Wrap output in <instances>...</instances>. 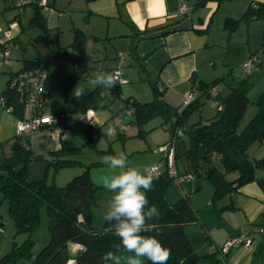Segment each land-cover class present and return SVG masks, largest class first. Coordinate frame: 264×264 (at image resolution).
Returning a JSON list of instances; mask_svg holds the SVG:
<instances>
[{"label":"rangeland","instance_id":"374dc122","mask_svg":"<svg viewBox=\"0 0 264 264\" xmlns=\"http://www.w3.org/2000/svg\"><path fill=\"white\" fill-rule=\"evenodd\" d=\"M30 1L31 3L25 5L20 13L19 9L15 7H8L2 12V3L0 1L1 25L6 26L10 20H16L19 25L16 33L18 41L15 43L17 46L12 43L6 56H3V51L0 50V91L6 85L9 72L20 69L25 59H34L39 55L45 56L49 50L70 52L76 30L84 34L81 50L86 56L90 51L100 53L98 55L105 53L113 55L120 52L124 57L128 58L127 41H125V36L120 34L123 32L124 25L119 18L112 16L113 10H117L115 9L116 6L113 5L115 0H45L48 7L46 9L43 7L39 8L40 22L33 21L35 3H33L34 0ZM238 1L223 0V5H234ZM206 11L207 9H204V12ZM219 13L212 20L215 26L218 25ZM249 22L250 25L247 28L246 21L240 20L230 31L233 36L232 46L234 50H220V54H228L226 57L228 65H226L224 70L228 74L223 75L224 77L228 76L226 81L235 83L245 79L247 84L246 93L250 102L239 123V130L257 112L256 100L261 91H264V18L259 17ZM248 46H250L251 50H243ZM212 52L216 57L218 71H220L223 65L221 58L218 57V50H212ZM245 53H254L250 56L260 62L259 67L253 66L250 73H247L243 68L244 62L250 57L245 58ZM45 61L48 68L46 87L50 98L46 113L55 111L63 114L67 124L65 138L63 140L56 138L47 128L39 129L29 136L28 147L30 151L22 158V162L27 165L28 178L30 180L45 179L47 183L58 186L65 185L72 177L88 169L91 181L95 185L101 186L97 202L92 206V225L95 229L100 230L103 228L105 221L103 215L108 210L113 195V193L103 187L101 182L102 176L108 174V169L102 163V158L105 155L123 152L128 156V164L131 167L141 170L145 167L150 169L156 163L161 162L163 163L161 169H163L165 167L163 153L155 151V149L160 145H166L171 138V133L165 128L164 119L160 115L153 116L139 125L130 113L123 115V122L129 123L126 131L119 130L112 134L107 133L108 130L115 129L119 125L118 112L124 106L123 98L128 95L126 91L130 90V86H127L125 90H121L122 83L120 85L121 88H119V95H114V93L110 92L107 95H103L102 101L104 105L94 108L96 127H86L80 123L83 111L76 108L78 100L74 97L73 91L76 86H79L84 88L86 93L90 92L99 86L94 81L100 76L110 74V72L90 68L84 73L85 76L81 75L74 79H69L75 66L67 56L53 53L48 55ZM147 82L146 79L143 83L144 85L140 86H145L148 93L145 98H142V101L149 100L152 97L151 94L149 96V85ZM102 87L109 88L106 86ZM221 87L224 90L226 84L222 83ZM222 89L220 90L221 92H223ZM122 91L123 95L121 94ZM200 103V107L189 117L188 124H191L195 119L200 121L201 118L207 119L216 114V110L209 102L207 96H204ZM201 108H203L202 112ZM10 114L17 121V116ZM94 134L98 137L93 138ZM186 144L187 141L184 137L178 141L175 139L174 161L180 173H185L183 151ZM61 147H64L63 149L65 150L59 153L58 157L66 159L68 164L55 167L54 160L56 156L51 151ZM176 151L179 153L177 162L175 159ZM248 152L252 157L264 156V144L257 142L252 144ZM11 154L10 141L8 139L0 140V164H3L5 159ZM197 166L201 173L206 171L207 165L202 161L198 162ZM228 177L231 179L235 177V174H230ZM184 195L189 196L190 204L198 216L197 223L186 226L188 231H193L190 232V242L192 248L199 255L197 264H209L206 254L213 250L219 251L217 246L222 245L225 241L219 245L213 244L208 237V228L209 233L216 229L218 230V225L221 224L219 213L226 199L224 200L222 199L223 197L218 196L214 197L211 180L198 173H193L191 178H187L180 185L172 182L165 192V197L170 202L176 201ZM0 221L1 256L11 249L12 241L21 243L26 238V233L15 232L13 219L8 212V202L5 199H1V194ZM48 225L49 217L45 211V206H42L39 211V225L33 234L35 240L33 255L47 243L49 239ZM244 233L245 231H241L229 238L242 236ZM247 237L250 238L248 234ZM261 240H264V238H261ZM252 243L251 241L249 246ZM212 247L215 248L212 249ZM241 247L246 246L242 245ZM260 248L256 252L254 262L264 259V245L262 247L260 245ZM120 255L132 254L121 251ZM29 262L30 259L22 257L16 263L8 264H29ZM143 264H147L146 258L143 259ZM261 264H264V261Z\"/></svg>","mask_w":264,"mask_h":264},{"label":"trees","instance_id":"16d2710c","mask_svg":"<svg viewBox=\"0 0 264 264\" xmlns=\"http://www.w3.org/2000/svg\"><path fill=\"white\" fill-rule=\"evenodd\" d=\"M205 1L197 0L195 5L200 6ZM33 3H35L33 21L40 22V6L36 0ZM253 16L264 18V3H249L240 18L227 17L224 26L232 30L241 19ZM83 35L79 30L75 31L72 48L81 50ZM17 41L15 36L13 42ZM132 52L133 48H130L129 53ZM53 53L69 56V52L66 51L49 50L45 56L25 59L20 69L9 72L6 85L0 91V96L5 98V105L0 106L1 108L16 115L17 119L21 117L22 101L19 91L17 86L10 84L23 71L40 69L47 73L45 59ZM81 75L85 76L74 69L69 79ZM220 80L218 78L209 83L199 84L198 88L203 95L208 96L209 89ZM245 81V79L238 81L224 95L217 94L218 106H214L216 114L206 121L188 124L189 116L201 105L199 97L188 105L172 107L163 100L162 89L159 90L157 84L151 81L153 94L151 100L139 101L131 96L124 97V106L118 113H130L139 125L153 116H162L165 128L171 133L169 141L186 138L187 144L183 151L186 163L191 168V173L201 174L211 180L214 197H223L252 181L257 182L264 191V156L252 157L248 152L252 144L256 142L264 144V91H261L256 100L257 112L239 130V123L250 102ZM119 88V82L109 88L99 85L78 100L76 108L85 111L87 108L101 107L104 105L103 95L109 92L119 95ZM103 92L107 93L102 94ZM56 113L63 116L61 112ZM29 136H20L15 132L8 138L12 154L0 164L1 199L8 202V212L13 219L15 232L26 233V238L21 243L12 241L11 249L0 256V264L16 263L22 257L30 259L29 264H68L71 258L74 259L72 264H102L101 257L109 251H114L113 246L119 243V239L114 234L113 225L108 221H104L100 230L92 225V206L97 202L101 186L91 181L88 169L72 177L63 186L47 183L45 179L30 180L27 165L22 162V158L30 151ZM63 148L51 151L56 156L55 167L68 164L66 159L58 157L59 153L65 150ZM175 153L177 162L179 153L178 151ZM200 161L207 165L204 173H201L197 166ZM157 164H160V167L155 175L159 178L146 195L149 205H156L160 216L149 222L152 227L144 234L156 237L171 250L168 264H197L199 255L192 248L186 233V226L198 222L197 213L192 208L188 195L173 202L166 199L165 192L172 183V178L168 174L165 161L163 169H161L163 163L158 162L155 165ZM260 171L262 173H259ZM230 174H235V177L230 179L228 177ZM42 206H45L49 217V239L33 255L32 249L35 243L33 234L39 225V211ZM261 216H264V211L258 218ZM69 243L81 244L83 248L78 253L72 254ZM206 258L209 264H230L226 253L220 254L217 250L207 253ZM147 264H150V261L147 260Z\"/></svg>","mask_w":264,"mask_h":264},{"label":"crops","instance_id":"0c3cea01","mask_svg":"<svg viewBox=\"0 0 264 264\" xmlns=\"http://www.w3.org/2000/svg\"><path fill=\"white\" fill-rule=\"evenodd\" d=\"M196 1L115 0L113 5L117 10H113L112 16L119 18L123 23V32L120 34L125 36V41H127L128 58L125 57L120 74L121 82H119L120 88L122 83L121 90L130 86V90L126 91L127 96L142 101L148 93L145 86H140L144 85L147 79L150 87H148L149 96L150 94L153 96L150 81L155 82L162 88L163 100L172 107H179L183 104L184 96L188 92H193L194 99L199 97V101H202L206 95H203L198 88L199 84L220 78L221 80L214 87L221 95L226 94L231 87L237 84L238 81L227 82L228 76H223L228 74L224 71L228 65L226 61L228 54H220V50H234L233 36L230 33L231 30L224 26V20L227 17L240 18L249 3H264V0H239L234 5H223V0H209V2L206 0L200 6L195 5ZM182 4L185 5L184 11L180 9ZM204 9L207 11L204 12ZM217 13H219L218 25L215 26L212 20ZM256 18L253 16L241 19V21H246L248 28L249 21ZM130 48H133L132 53H129ZM212 50H218V57L221 58L223 65L220 71L223 73L218 71L216 57L212 54ZM243 50L251 49L248 46ZM117 53L98 55L100 53L90 51L87 57L90 60H103L116 58ZM245 54V58H248L254 53ZM109 72L112 73V71ZM222 83L226 84L224 90L221 87ZM221 89L223 92L220 91ZM121 94L123 95V91ZM151 99L152 97L149 100ZM202 109H200L201 112ZM207 119L201 118L200 121ZM194 122L196 119L192 121ZM16 125V118L7 110L0 108V140L10 138L15 133ZM184 169L185 172L191 173L192 171L186 160ZM222 199L226 200L219 213L221 224L218 225V230L210 233L208 228L210 241L219 245L229 237L246 231L245 227H248L246 232L253 243L250 246L230 249L226 253L227 261L230 264H261L264 259L258 262L254 260L256 252L261 249L260 245L261 247L264 245L262 244L264 240H261L264 238V216L258 218L264 211V191L257 182L252 181L223 196ZM258 219L260 226L257 229L251 227ZM190 232L193 231H188L186 228L189 239ZM69 249L72 254L80 251V249H74V243H69Z\"/></svg>","mask_w":264,"mask_h":264},{"label":"clouds","instance_id":"9594fccd","mask_svg":"<svg viewBox=\"0 0 264 264\" xmlns=\"http://www.w3.org/2000/svg\"><path fill=\"white\" fill-rule=\"evenodd\" d=\"M117 78L111 74L98 77L94 83L100 86L114 87ZM86 94L84 88L76 86L74 97L79 100ZM102 163L108 174L102 176L103 187L113 193L108 210L103 219L113 225L119 243L114 251L101 257L102 264H143L146 258L150 264H168L171 250L156 237L145 235L158 219L160 211L156 205H149L147 193L152 190L159 178L148 167L137 169L128 164V156L121 152L105 155ZM121 251L132 255H120Z\"/></svg>","mask_w":264,"mask_h":264},{"label":"built area","instance_id":"2783aa9c","mask_svg":"<svg viewBox=\"0 0 264 264\" xmlns=\"http://www.w3.org/2000/svg\"><path fill=\"white\" fill-rule=\"evenodd\" d=\"M2 3L3 12L8 7H15L19 9V13L22 12L25 5L29 4L30 0H0ZM37 4L44 9L47 8V4L45 0H36ZM181 11H184L185 5L182 4L180 6ZM18 13V14H19ZM19 29L18 22L16 20H10L7 22L6 26L1 25L0 23V50L3 51V56H6L10 48L12 46L13 39L16 36L17 30ZM15 44V43H14ZM17 46V44H15ZM118 64L117 67L112 70V75L117 78L116 82H121L120 74L121 68L124 64L125 57L119 52L117 53ZM258 60L256 61L253 57H249L243 64V68L247 73H250L251 68L253 66L257 67ZM46 79L47 73L44 70H28L20 72L16 78L13 79L12 84L10 86H17V90L19 91L20 99L22 101V111L21 117L17 119V125L15 132L20 136L31 135L35 131L40 128L49 129L53 135L63 140L65 138L67 124L63 116L58 115L55 111L50 113H46V108L50 103V98L48 95V91L46 89ZM158 89H162L161 86H157ZM107 92H103L105 94ZM217 90L215 87H211L208 91V100L212 104V106H218V102L216 100ZM194 99L193 92H188L184 96L183 104L188 105ZM5 105V98L0 96V106ZM11 107V106H8ZM8 111V110H7ZM119 118L120 123L116 126L115 129L108 130V134H112L115 131H126L128 129L129 123L123 122V115L125 113L120 112ZM80 123L84 124L86 127H93L95 125V111L92 108H87L83 111V114L80 118ZM180 133V132H178ZM96 134L93 135V138H97ZM174 144L175 139L168 141L167 144L160 145L155 149V151L162 152L164 161L166 163L168 174L172 178V182L180 185L187 178H191L193 176L192 173H180L177 170L174 161ZM160 164L153 165L151 170L154 174L158 173ZM251 238L247 237V232L245 231L244 235H240L238 237H232L226 240L222 245L217 246L219 253H227L232 247H240L242 245L249 246L251 243ZM82 249L83 246L78 243H74V249ZM215 247H212L214 249ZM70 250V249H69ZM74 259H70L68 264H72Z\"/></svg>","mask_w":264,"mask_h":264},{"label":"water","instance_id":"95a60500","mask_svg":"<svg viewBox=\"0 0 264 264\" xmlns=\"http://www.w3.org/2000/svg\"><path fill=\"white\" fill-rule=\"evenodd\" d=\"M68 58L73 62L75 70L80 74H84L88 69H100L102 71H112L117 67L118 58H109L103 60H90L85 53L78 49L72 48L69 52ZM39 157V156H38ZM260 226V220L258 219L251 227L257 229ZM248 230V227H245Z\"/></svg>","mask_w":264,"mask_h":264}]
</instances>
